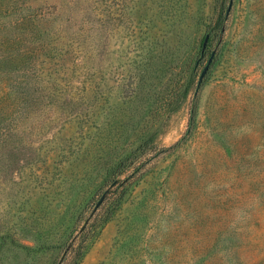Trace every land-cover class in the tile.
Listing matches in <instances>:
<instances>
[{"label":"rangeland","instance_id":"obj_1","mask_svg":"<svg viewBox=\"0 0 264 264\" xmlns=\"http://www.w3.org/2000/svg\"><path fill=\"white\" fill-rule=\"evenodd\" d=\"M0 264H264V0H0Z\"/></svg>","mask_w":264,"mask_h":264},{"label":"water","instance_id":"obj_2","mask_svg":"<svg viewBox=\"0 0 264 264\" xmlns=\"http://www.w3.org/2000/svg\"><path fill=\"white\" fill-rule=\"evenodd\" d=\"M231 6H232V2L230 3V6H229V8H228V10H227V15H228V13H229L230 10H231ZM208 41H209V35H207V36L205 37L204 41H203V44H202V51H203V52H204V51L206 50V48H207ZM215 54H216L215 51H213V52L211 53V56H210V58H209V60H208V62H207V64H206L205 68L203 69V71H202V73H201V75H200V77H199V82H198V86H197V91H196V93L198 92V90H199V88H200V86H201V84H202V81H203L204 77L206 76L207 72H208L209 69H210V66H211V64H212V62H213V60H214ZM115 184H116V182H114L113 186H114ZM107 193H108V192H105V194L102 196V198H101L100 201L98 202L97 206H99V205L103 202V200H104V198L106 197Z\"/></svg>","mask_w":264,"mask_h":264}]
</instances>
